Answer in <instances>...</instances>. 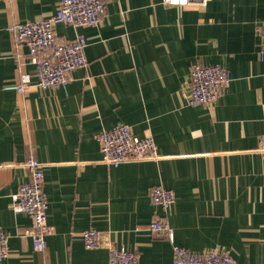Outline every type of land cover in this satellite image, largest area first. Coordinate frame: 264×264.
I'll list each match as a JSON object with an SVG mask.
<instances>
[{"label":"crops","instance_id":"1","mask_svg":"<svg viewBox=\"0 0 264 264\" xmlns=\"http://www.w3.org/2000/svg\"><path fill=\"white\" fill-rule=\"evenodd\" d=\"M201 1L106 0L101 24L56 26L58 43L86 37L88 64L69 73L67 87L40 89L28 47L7 28L51 17L58 0H0L3 264H109L111 245L141 264H174V244L264 264V0ZM196 64L229 74L213 106L188 103ZM25 77L27 92L7 89ZM120 124L152 136L158 159L105 165L96 134ZM32 158L44 165L49 202L43 253L27 235L31 217L12 209ZM156 186L174 191L171 208L151 201ZM156 221L169 224L174 242L151 228ZM89 229L101 231L99 249L85 248Z\"/></svg>","mask_w":264,"mask_h":264},{"label":"built area","instance_id":"2","mask_svg":"<svg viewBox=\"0 0 264 264\" xmlns=\"http://www.w3.org/2000/svg\"><path fill=\"white\" fill-rule=\"evenodd\" d=\"M194 0H163L171 6H186ZM209 0H202L206 5ZM106 0H58V8L54 15L39 21H27L11 25L7 31L18 44L26 45L32 62L36 67L37 87L50 89L67 87L69 73L86 67L87 39L79 33L74 40L58 43L55 28L60 24L73 25L77 28L96 26L102 23ZM262 53H264V27L259 29ZM45 51H49L45 54ZM230 83L228 72L218 65L196 64L191 71V86L188 103L192 106H213L223 96ZM7 89L20 94L30 89L29 79L25 77L21 83L10 85ZM101 145L102 162L110 167H119L130 161L156 160L157 147L152 136L143 138L133 134L127 124H120L111 130H103L96 134ZM260 152L264 154V136L261 139ZM32 173L28 183L20 186L13 195V211L31 217L33 225L27 231L34 243V249L43 253L48 247L51 227L48 224L49 202L44 191V165L31 159L24 165ZM151 201L164 209L171 208L176 201L173 190L163 186L153 187L150 191ZM155 231L165 232L172 242L173 233L167 222L156 221L151 225ZM86 249L95 250L103 245V236L97 229H89L82 233ZM9 237L0 227V264L9 257ZM174 264H236L234 258L220 249H214L205 255H199L185 247L173 245ZM109 264H141L136 252L114 245L109 247Z\"/></svg>","mask_w":264,"mask_h":264}]
</instances>
